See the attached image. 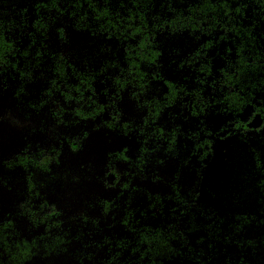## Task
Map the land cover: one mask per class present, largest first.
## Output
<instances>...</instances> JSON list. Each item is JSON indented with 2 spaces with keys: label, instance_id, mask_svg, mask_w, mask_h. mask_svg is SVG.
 I'll return each mask as SVG.
<instances>
[{
  "label": "trees",
  "instance_id": "1",
  "mask_svg": "<svg viewBox=\"0 0 264 264\" xmlns=\"http://www.w3.org/2000/svg\"><path fill=\"white\" fill-rule=\"evenodd\" d=\"M0 73L20 82L17 98L44 87L47 136L65 137L69 156L2 161L0 189L24 199L0 216V264H264V135L229 131L215 162L208 132L202 148L169 124L172 106H196L219 82V107H251L264 127V0H0ZM129 134L105 166L78 155ZM67 172L79 209L96 207L86 181H98L112 210L101 223L125 229L97 236L96 256L71 251L87 244L88 212L57 215L38 193ZM26 223L43 230L27 237Z\"/></svg>",
  "mask_w": 264,
  "mask_h": 264
},
{
  "label": "flooded vegetation",
  "instance_id": "2",
  "mask_svg": "<svg viewBox=\"0 0 264 264\" xmlns=\"http://www.w3.org/2000/svg\"><path fill=\"white\" fill-rule=\"evenodd\" d=\"M18 82L19 81H11L10 79H6L2 85L3 88L5 87L7 89L6 90L4 88L7 91L8 99L10 101L7 107V112L5 113L7 123H10L7 130L9 131L10 136L15 127H19L21 129L27 123V131H52L50 126L47 125L46 121V112L48 107L44 104V87L35 90L38 94L34 95L27 92L26 95L24 94L20 98H17L15 96V88L19 85L20 82ZM218 83H214L215 88L210 89L209 95L198 98L196 106L191 104L190 99L192 100V98L190 97H186V101H188V103L186 104V106H184V109H174L175 106H172V114H174V111L175 114H169L171 116H169V124L173 126L172 128H174L175 131H189V133L197 135L198 141H201L202 148H204L206 132H208V138L213 143V155L215 157L218 156L219 158H221L223 156V151L221 152V150H217V138L220 141H228V146L224 153L225 155L230 146V135H228L229 131H237V133L239 134H244L245 131H247V133L250 135H264V127H262V118L260 114L252 113L251 107H249L248 109L241 107L236 111L235 109H233L235 112L231 113L227 112L226 107H222L223 109H221V107L219 106L221 105L220 103L223 99V89L218 87ZM230 100L233 105H236L237 103H240L239 100L241 99L235 98L233 101L231 97ZM206 102L208 103V105L206 104ZM55 107L57 111L59 110L55 115L60 116V102L56 103ZM184 110L192 114L191 119L187 120L184 117L187 116L185 115V112H183ZM32 113H34V115L32 116L35 117L34 121L31 120ZM15 115H19L18 118L14 119ZM53 120L55 119L53 118ZM23 141H26V139H24ZM45 150L47 149L40 148L37 150V152ZM23 152H21L20 154H15L13 156L11 155L10 157L6 158L5 161H11L16 155H23ZM219 160L220 159L216 160L215 162H218ZM1 164H3V162ZM110 182L113 183L114 179L111 178ZM57 209L58 210L54 212L58 215V211L60 208ZM111 211L112 210H110L108 213H110ZM76 212V215H84V212H88V214H85L88 216V220L83 225H80V227L83 228L81 230L86 232L85 238L87 244L85 247H83L81 243L79 246L73 247L71 251L98 254L99 251H104V249L102 248L104 245V241L99 240L98 237L105 231V233H110V231L117 232V235L119 233L118 237H124L126 233L125 229H120L117 227V225H113L112 227H110L101 223V220L104 217L111 218L110 216L112 215L111 213H104L103 207H93L92 209L81 208ZM59 215H61V213ZM75 226L77 227L78 225L76 224ZM61 227L64 228L67 226L63 225ZM57 229L58 227H56L55 231H57ZM39 230H43L41 226ZM116 236L113 235V237ZM81 248L85 249L81 250ZM94 256L96 255L94 254Z\"/></svg>",
  "mask_w": 264,
  "mask_h": 264
},
{
  "label": "rangeland",
  "instance_id": "3",
  "mask_svg": "<svg viewBox=\"0 0 264 264\" xmlns=\"http://www.w3.org/2000/svg\"><path fill=\"white\" fill-rule=\"evenodd\" d=\"M2 85L3 81L0 78V166L2 161L6 158L10 157L11 155L13 156L15 154H20L27 148L30 150V152H37V150L40 148H44L47 150H49L50 148H56L64 152L62 157L69 159V156L66 152L67 143L64 141L65 137H50L47 136L46 131H27L26 128L28 123L21 129L19 127H15L10 136L9 131H7L10 123L8 124L7 119L5 118V113L7 112V107L10 101L8 99V94L6 91L7 89L4 87L6 89L5 90ZM33 115L34 113L31 114V120L34 121L35 117H32ZM18 116L15 115L14 119L18 118ZM131 136V134L123 137L118 136L116 137L117 140H113L111 136H102L97 143L92 144V146H89L88 149L85 150V152H82L78 155H81L82 158L83 155L86 156L85 160H90L96 163L98 166H105V160H108V152L113 151V146L117 142H119L120 145H127V143L132 141V139L127 140L128 138H131ZM24 139H26V141H23ZM216 145L217 150H221V152L223 151L222 155H224L228 146V141H220L217 138ZM94 152H101L103 155L99 153L93 155ZM113 158L115 160L118 159L117 156H113ZM218 158L219 157L217 156V159ZM66 174L69 175V177L63 185L47 184L45 188L43 190L40 189L38 193H42V195H45L43 193L45 192L46 200L49 203L55 204L58 208H61L63 204L69 203V209L64 213L68 214L69 216H76V211L79 209L82 203L79 202L75 196L77 195L78 188L71 186L70 182L72 176L69 174V172H67ZM140 179H144L143 175H140ZM86 183L89 185V190L86 194L88 202L97 204L96 207H100V200L97 197L101 190L100 183L98 181H92L89 184L88 180L86 181ZM23 199V196H18L11 189H0V206L4 207H0V216H2V213L4 211L9 212L12 208L16 209L22 204L21 201ZM17 227L19 228V226ZM21 229L24 235L27 237L39 234L41 232V230H39L40 225L38 226V224L35 223H26L25 225H22Z\"/></svg>",
  "mask_w": 264,
  "mask_h": 264
}]
</instances>
